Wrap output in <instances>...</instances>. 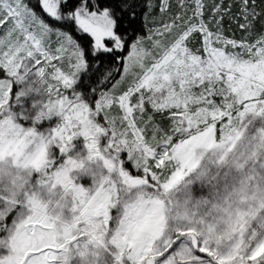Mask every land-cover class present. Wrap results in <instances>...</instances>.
<instances>
[{
    "label": "snow or ice",
    "instance_id": "obj_1",
    "mask_svg": "<svg viewBox=\"0 0 264 264\" xmlns=\"http://www.w3.org/2000/svg\"><path fill=\"white\" fill-rule=\"evenodd\" d=\"M262 5L0 0V264H264Z\"/></svg>",
    "mask_w": 264,
    "mask_h": 264
},
{
    "label": "trees",
    "instance_id": "obj_2",
    "mask_svg": "<svg viewBox=\"0 0 264 264\" xmlns=\"http://www.w3.org/2000/svg\"><path fill=\"white\" fill-rule=\"evenodd\" d=\"M226 2H227V0H226ZM258 2H260V0H258ZM262 6H264V5H262ZM262 19H264V18H262ZM138 25H139V22H138ZM228 25H229V21H228V20H226V21H225V27L227 28V27H228ZM257 28H258V29H260V28H261L260 22H257ZM237 35H240V33H239V32H237Z\"/></svg>",
    "mask_w": 264,
    "mask_h": 264
}]
</instances>
